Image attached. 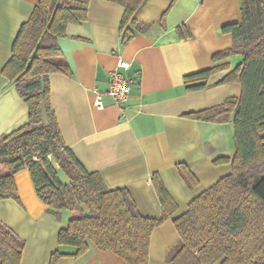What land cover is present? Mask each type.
Wrapping results in <instances>:
<instances>
[{
    "label": "crops",
    "instance_id": "1",
    "mask_svg": "<svg viewBox=\"0 0 264 264\" xmlns=\"http://www.w3.org/2000/svg\"><path fill=\"white\" fill-rule=\"evenodd\" d=\"M38 0H0V136L27 121L28 109L13 81L2 68L11 56L12 43ZM145 0L135 13L137 30L122 41L120 21L124 7L109 0H89L87 18L69 23L58 45L71 74L48 75L49 100L65 144L88 171H96L109 189L129 191L138 211L158 218L161 204L151 183L157 173L176 204L167 219L152 231L148 257L140 264H170L168 252L179 242L173 219L189 202L232 170L235 155L232 121L214 122L185 114L238 96V82L217 83L241 60L231 54L213 62L211 56L232 44L221 32L223 24L240 20V0ZM185 24L191 35L180 38L176 28ZM122 59L129 66L130 95L120 107L102 95V108L94 104L96 91L108 87V73ZM227 63L212 73L207 85L186 90L187 73ZM185 163L197 179L189 186L176 164ZM62 182L67 176L53 160ZM19 200L0 198V222L22 241L20 264H49L51 254L62 255L56 264H128L109 250L89 242L88 250L59 244L57 233L67 226L69 210L44 204L35 192L28 168L14 174ZM56 211L57 213H55ZM221 264V259L211 263Z\"/></svg>",
    "mask_w": 264,
    "mask_h": 264
},
{
    "label": "trees",
    "instance_id": "2",
    "mask_svg": "<svg viewBox=\"0 0 264 264\" xmlns=\"http://www.w3.org/2000/svg\"><path fill=\"white\" fill-rule=\"evenodd\" d=\"M124 7L120 21L122 41L133 35L130 26L143 30L135 13L145 0H109ZM175 0L159 17L165 15ZM89 0H38L12 43L11 56L2 68L13 81L28 109L27 121L0 136V198L19 200L14 174L28 168L39 199L56 210L70 212L67 226L57 233L59 244L77 248L82 255L92 242L128 264L148 257L153 229L167 219L176 204L159 175L151 183L161 204L158 218L143 216L125 188L109 189L96 171H88L65 144L49 100L48 75L71 74L58 45L69 23L87 18ZM221 32L232 36L229 48L214 53L213 62L239 54L241 60L217 83L238 82L240 94L217 105L186 113L188 117L214 122L232 121L235 155L231 173L220 177L173 219L179 242L168 252L170 264H264V0H240V20L223 24ZM180 38L191 35L182 24ZM227 63L187 73L186 90L207 85L209 76ZM67 176L62 182L53 163ZM189 186L197 179L188 166L176 164ZM57 213L56 211H54ZM22 241L0 222V264H20ZM62 254H51L56 264Z\"/></svg>",
    "mask_w": 264,
    "mask_h": 264
},
{
    "label": "built area",
    "instance_id": "3",
    "mask_svg": "<svg viewBox=\"0 0 264 264\" xmlns=\"http://www.w3.org/2000/svg\"><path fill=\"white\" fill-rule=\"evenodd\" d=\"M128 66L129 64L126 61L119 59L115 67L109 71L107 89L104 92L96 91L94 100L96 107L102 108V95H108L120 107L121 116H124V110L130 95V80L124 72Z\"/></svg>",
    "mask_w": 264,
    "mask_h": 264
}]
</instances>
